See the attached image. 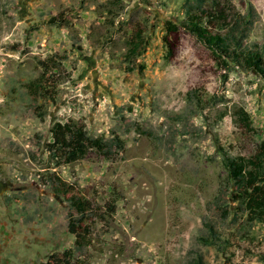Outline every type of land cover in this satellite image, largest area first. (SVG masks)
<instances>
[{
  "label": "rangeland",
  "instance_id": "374dc122",
  "mask_svg": "<svg viewBox=\"0 0 264 264\" xmlns=\"http://www.w3.org/2000/svg\"><path fill=\"white\" fill-rule=\"evenodd\" d=\"M210 1L264 51V0ZM196 3L0 0V264H264V222L227 167L264 145V80L186 29ZM71 121L125 149L57 165L45 146Z\"/></svg>",
  "mask_w": 264,
  "mask_h": 264
},
{
  "label": "trees",
  "instance_id": "16d2710c",
  "mask_svg": "<svg viewBox=\"0 0 264 264\" xmlns=\"http://www.w3.org/2000/svg\"><path fill=\"white\" fill-rule=\"evenodd\" d=\"M196 1L197 3L187 13L186 29L194 33L225 68L235 66L243 71L252 72L264 80V51L258 45L247 43L249 32L253 26L251 19L247 20L245 16H239L234 23L229 25L225 11L220 9V5L212 2V8L208 11L210 13L207 14L206 7L211 1ZM205 19L217 22L216 32L208 29L205 25ZM143 43L144 37L138 34L130 42V56L128 57L139 56L144 49ZM34 89H37V87L34 86ZM243 116L248 120L246 127L251 129L250 117L246 112L243 113ZM54 133L55 141L46 144L45 148L50 155V160L57 165H69L81 161L92 150L97 151L106 158H111L114 155V151L125 149L124 143L120 140L107 144L103 143V139L92 138L84 125L79 126L74 121L57 124ZM263 160L264 145L260 147L255 158H230L227 164L231 178L240 188L241 195H245L247 205L252 212L257 213V217L261 222H264V194L260 192L258 183L263 181L264 166L261 164ZM62 187L64 188V195L68 194L71 188L64 184ZM72 203L74 208L84 213L86 208L81 198L74 197ZM70 215L74 214L71 212ZM82 240V235L78 234L76 240L78 247L83 245ZM63 256L65 258L68 253H64ZM69 258L62 261L61 255L58 254L55 257L56 264H71V257Z\"/></svg>",
  "mask_w": 264,
  "mask_h": 264
}]
</instances>
